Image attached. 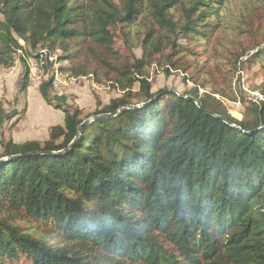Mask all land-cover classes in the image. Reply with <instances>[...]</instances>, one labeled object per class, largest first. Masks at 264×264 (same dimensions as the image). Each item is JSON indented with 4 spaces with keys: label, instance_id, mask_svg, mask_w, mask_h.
I'll list each match as a JSON object with an SVG mask.
<instances>
[{
    "label": "trees",
    "instance_id": "trees-1",
    "mask_svg": "<svg viewBox=\"0 0 264 264\" xmlns=\"http://www.w3.org/2000/svg\"><path fill=\"white\" fill-rule=\"evenodd\" d=\"M216 1L123 0L120 9L109 0H0V68H14L19 51L39 48L52 55L61 49L66 56L55 61H70L76 39L113 49L147 15L172 34L166 50L174 54L165 61L177 68L173 56L183 51L176 38L209 36L219 18ZM177 5L182 24L171 16ZM161 47L154 36L140 60L117 66L100 59L124 95L86 116L52 96L50 78L39 87L44 102L63 112L64 125L45 141H0L1 158L20 156L0 164V264H264V103L249 104L251 119L239 121L216 94L152 92L146 69ZM253 63H264V50ZM29 87L25 67L19 93ZM143 103L90 123L72 145L89 117ZM15 220L36 223L63 246Z\"/></svg>",
    "mask_w": 264,
    "mask_h": 264
},
{
    "label": "rangeland",
    "instance_id": "rangeland-1",
    "mask_svg": "<svg viewBox=\"0 0 264 264\" xmlns=\"http://www.w3.org/2000/svg\"><path fill=\"white\" fill-rule=\"evenodd\" d=\"M109 1L123 8V0ZM215 5L219 7V18L210 22L212 31H206L209 36L198 39L176 38L178 50L183 51L173 56L177 68L165 61L167 54H174L170 49L166 50V46L174 41L172 34L158 30L150 15L127 29L126 36L117 37L113 49L85 39L71 41L68 45L69 55L74 57L67 62H56L57 66L62 67L65 73H72L74 69H87V74L94 75L96 70L97 75L94 76L98 88L85 84L56 96H64L67 104L82 110L84 116L95 112L99 104L108 105L112 100L122 97L123 91L109 87L113 74L100 59L117 66L129 59L131 62L133 59L140 60L144 56V47L155 36L162 47L157 54L160 63L153 61L146 69L152 92L169 89L179 94L195 90L200 95L216 94L233 118L250 120L249 104L264 103V63H253L257 52L264 50V0H217ZM145 7L146 11L150 7L147 1ZM171 14L177 24L185 21L181 5H177ZM115 52L123 56L115 55ZM53 55L57 59L66 56V53L57 49ZM24 68V63L19 59L12 69L0 68V141H45L49 139L52 127L64 124L63 112L48 106L40 98L39 88L35 91L30 89L29 95L19 93ZM164 69L170 73L167 74ZM81 91L85 94L78 95L77 92ZM133 91H139V84L134 85ZM51 93L55 96L53 91ZM15 113L18 115L11 117ZM15 223L29 232H37L50 246L59 248L64 244L59 238L42 231V227L34 222L15 220ZM18 264L31 262L21 258Z\"/></svg>",
    "mask_w": 264,
    "mask_h": 264
},
{
    "label": "built area",
    "instance_id": "built-area-1",
    "mask_svg": "<svg viewBox=\"0 0 264 264\" xmlns=\"http://www.w3.org/2000/svg\"><path fill=\"white\" fill-rule=\"evenodd\" d=\"M20 44L24 45L22 41ZM33 54L24 55L21 51L18 53L22 58V60L19 58V61L23 62L27 68L30 85L39 88L50 78L51 89L55 95H64L73 87H80L85 84L98 88L94 75L74 76L61 71L55 61L56 58L50 54L48 49H39ZM108 85L112 87V83Z\"/></svg>",
    "mask_w": 264,
    "mask_h": 264
},
{
    "label": "water",
    "instance_id": "water-1",
    "mask_svg": "<svg viewBox=\"0 0 264 264\" xmlns=\"http://www.w3.org/2000/svg\"><path fill=\"white\" fill-rule=\"evenodd\" d=\"M185 98L189 101H194V103L200 108L203 109V105L202 103L197 100L196 98L192 97V96H185ZM149 103H143V104H137V105H126V106H122L120 107L117 111H115L114 113H110V114H103V115H98V116H92L89 117L88 119H86L78 128V132H77V136L74 140V142L72 143V145L80 138V135L82 133V130L89 125L90 123L97 121V120H101V119H107V118H112V117H116L126 111L129 110H136V109H141L144 108L146 105H148ZM218 119H222L226 124L232 126V127H236V125L230 123L229 121L224 120L221 116H215ZM71 145V146H72ZM70 146V147H71ZM31 155H35V153L31 154ZM20 158V156H13V157H0V164H4V163H9L13 160H16Z\"/></svg>",
    "mask_w": 264,
    "mask_h": 264
},
{
    "label": "crops",
    "instance_id": "crops-1",
    "mask_svg": "<svg viewBox=\"0 0 264 264\" xmlns=\"http://www.w3.org/2000/svg\"><path fill=\"white\" fill-rule=\"evenodd\" d=\"M7 77H8V76H7ZM1 82H2V81H1ZM1 82H0V83H1ZM30 89H32V91H35V90H37V87L30 85V87H29V89H28V92H27V95H29V91H30ZM34 89H35V90H34ZM75 92H76V91H75ZM38 94H39V96H41V95H40V92H38ZM77 94L80 95V94H85V93H83V92L81 91V92H77ZM82 96H83V95H82ZM40 98H42V97H40ZM43 101H44V100H43ZM59 112H61V111H59ZM63 125H64V124H63ZM63 125H62V126H63ZM47 140H48V139H47Z\"/></svg>",
    "mask_w": 264,
    "mask_h": 264
}]
</instances>
